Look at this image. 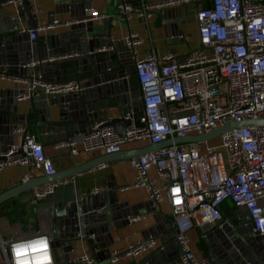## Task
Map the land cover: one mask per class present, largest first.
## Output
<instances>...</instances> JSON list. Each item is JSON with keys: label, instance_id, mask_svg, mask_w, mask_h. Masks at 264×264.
I'll return each instance as SVG.
<instances>
[{"label": "built area", "instance_id": "2783aa9c", "mask_svg": "<svg viewBox=\"0 0 264 264\" xmlns=\"http://www.w3.org/2000/svg\"><path fill=\"white\" fill-rule=\"evenodd\" d=\"M33 6L37 0H27ZM134 9L128 0H116V10L126 22L132 15L144 16L145 0H137ZM192 0H169L160 6L186 4ZM198 1V0H195ZM17 6L20 0H8ZM157 6V5H156ZM85 21L104 18L96 9L84 10ZM147 17V16H146ZM197 47L180 59L148 54L138 57L134 48L141 43L135 33L123 37V45L132 63L138 86L140 114L124 113L128 125L122 136L100 120L86 133L65 143L54 145L70 157L79 153L120 152L133 142L148 145L173 138L208 133L229 123L264 120V0H210L194 14ZM59 21L28 32V41L36 34L54 29ZM103 49L100 50L102 52ZM50 60H29L19 66L25 75L0 72L1 81H10L22 88L15 102L31 100L38 92L59 96L78 91V85L67 81L46 80L43 66ZM11 137L18 136V145L0 151V172L11 166H22L55 174L52 159L43 152L41 143L26 126H16ZM133 170L131 186L144 190L153 207L165 198L173 217L172 240L178 250L179 264H212L209 257L195 256L190 248L189 231L202 225L217 226L224 222L219 205L229 202L236 211L248 215L258 235L264 236V126L232 128L203 142L173 144L128 158ZM25 177L23 181H25ZM61 183H67V179ZM54 184L32 192V201H40ZM99 191L94 189L91 195ZM139 215L128 218L133 223ZM53 230L24 239L0 240V264H54L50 242ZM155 247V240L128 244L123 252L113 251L108 263L120 258H136ZM70 264H99L92 255L82 253Z\"/></svg>", "mask_w": 264, "mask_h": 264}, {"label": "water", "instance_id": "95a60500", "mask_svg": "<svg viewBox=\"0 0 264 264\" xmlns=\"http://www.w3.org/2000/svg\"><path fill=\"white\" fill-rule=\"evenodd\" d=\"M7 1L0 0V72L23 76L25 71L19 66L31 59L41 61L74 55L78 65L85 67L83 73H87L71 80L78 85V91L54 97L52 100V105L56 107L54 120L45 119L44 116L36 119L34 126L37 140L41 145L54 146L65 143L74 136L86 133L89 124L98 122L99 118L105 120L102 126L111 127L118 136H122L129 121L123 118L124 113L120 105L127 98L129 88L125 78L129 75L132 63L129 62V55L124 50L122 41H109L112 17L106 16L101 19V32L97 33L91 21L82 22L84 10L90 8L88 2L78 3L79 5L64 2L63 5L55 7L58 12L68 14L67 20L59 22V26L64 29L42 36L36 34L33 41H28L27 33L29 31L34 33L38 28L37 14L27 0H20L17 6ZM167 1L169 0H164ZM22 25H25L24 29L20 28ZM178 34L177 26L170 27L171 40H178ZM99 39L107 41L110 52L101 54V57L97 53V56L90 57L94 51L100 49ZM175 54V51H170L168 55L178 59ZM18 94L20 91L15 87L13 90H0V145L3 146L11 145V130L23 125V117H17L15 114L14 98ZM113 104H119V116L107 118L105 110ZM252 125L264 126V120L229 123L208 133L173 138L172 141L165 140L130 153L104 154L62 173L22 181L0 193V203L18 194L54 184L50 193L44 195L40 201L32 203L34 212L49 216L51 230L57 233L50 242L51 249H60V257H54V264H70L68 255L78 241L86 248H90L92 257L97 259L100 252L111 244V229L127 225L128 218L137 215L138 207H128L126 202L118 200L117 191L121 187L104 186V191L95 195L89 194V191L81 194L79 189L74 188L71 178L105 162L136 157L169 146L171 143L208 141L232 128ZM65 179L68 180L67 183H61ZM148 206L151 213H154L155 207L152 203L149 202ZM162 216L167 221L168 233L172 237L173 217ZM156 220L158 222L159 218L156 217ZM234 226L235 222H222L212 227L204 224L200 228L211 263L264 264V236L258 235L253 229L248 215L242 225L237 228ZM148 237L155 239L153 236ZM176 254L178 256V252ZM162 259L165 260V256L159 252L130 264H162Z\"/></svg>", "mask_w": 264, "mask_h": 264}, {"label": "crops", "instance_id": "0c3cea01", "mask_svg": "<svg viewBox=\"0 0 264 264\" xmlns=\"http://www.w3.org/2000/svg\"><path fill=\"white\" fill-rule=\"evenodd\" d=\"M163 1L145 0L148 9L144 16L138 17L132 15V19L128 22L116 10V0H37L33 3V6L38 10L37 25L40 27L49 24L51 20L61 22L68 19V14L58 12L55 8L56 6L63 5L64 2L68 4L77 3V5H79L78 3L88 2L90 9H96L104 17H112L113 23L109 29V41H122L127 33H135L141 40V43L134 48V52L138 57L143 58L148 54H152L160 58L168 55L170 51H175V56L180 59L196 49L197 33L194 14L198 8L208 7L210 0H192L186 4L160 6L159 3ZM128 3L134 9L140 7L137 0H128ZM100 21L92 22L94 31L97 33L101 32ZM174 26L178 27V40H171L169 36L170 27ZM24 27L25 25L20 26L21 29H24ZM63 29L64 27L58 25L54 29L38 33L37 35H47L52 32L62 31ZM99 45L100 49L96 50V52L94 51L90 57L97 56V54H100L99 57H101L110 52L105 39H99ZM101 49H103L102 52H100ZM124 50L126 51V48ZM49 60L50 62L42 67L44 70L49 69L48 71H44L45 78L49 82H67L87 74L83 73L85 67L78 65L77 58L74 55L50 58ZM129 62L131 63L130 59ZM125 79L129 90L126 94V100L120 106L123 113L132 111L136 117L140 114V106L138 101V86L133 73V67L130 68L129 75ZM14 87L19 90L22 88L20 85H13L10 81L0 80V90H13ZM54 97L38 92L37 96H34L31 100L14 102L16 105V116L23 117V125L35 136L36 129L34 123L39 116H44L45 119L49 120H54L56 117V107L52 105ZM120 106L119 104H113V106L107 108L105 110L106 117H118ZM100 120H103V118H99L98 121ZM93 124L91 122L89 127ZM41 141L43 142L44 140L41 139ZM19 142L20 138L13 136L10 143L11 145H18ZM148 146L146 142H133L122 146L120 152L130 153ZM5 147L0 145V151H3ZM42 149L44 154L52 159L55 173H62L75 165L84 164L104 155L101 151H92L79 153L75 157H70L64 150H54L53 146H42ZM133 174V170L128 164V158H122L102 163L71 178L74 188L79 189L81 194H84L86 191H89L90 194L94 189H97L99 192L104 191V186L121 187L122 190L117 191L118 200L126 202L128 207H138L136 208V213L140 216L138 220L125 226H120L117 229H111V244L100 252V256L96 259L97 262L99 264H109V257L113 251L123 252L128 244L141 241L148 236H153L155 238V247L152 250L136 258H120L117 262L111 264H130L159 252L162 253L163 257L165 256V260L162 259V264H179L176 254L178 250L172 237L169 236L167 221L162 216L170 215L165 198L158 207H155L154 213H151L148 206L149 200L144 190L131 186ZM42 176L41 171L32 168L28 169L22 166L7 167L0 172V193L18 185L23 181L24 177L27 180L37 179ZM32 192L27 191L18 194L0 203V240L7 242L51 231L49 216L36 213L32 209V203H34L31 199ZM219 209L224 222H235L234 228L242 225L246 218V214L236 211L227 201L220 204ZM156 217L159 218L158 222ZM157 226L159 228H156ZM53 237L55 238L56 235H53ZM189 239L191 251L195 256L209 257L200 228L194 227L191 229L189 231ZM95 244L97 245L98 243ZM99 249L98 251H100ZM89 250L90 248H86L82 242L78 241L74 244V250L68 255L69 260L71 261L83 252L91 255ZM203 251L207 255H203ZM51 254L54 262V257H60V249L53 248Z\"/></svg>", "mask_w": 264, "mask_h": 264}, {"label": "trees", "instance_id": "16d2710c", "mask_svg": "<svg viewBox=\"0 0 264 264\" xmlns=\"http://www.w3.org/2000/svg\"><path fill=\"white\" fill-rule=\"evenodd\" d=\"M202 253H203V255H207V254L205 253V251H203Z\"/></svg>", "mask_w": 264, "mask_h": 264}]
</instances>
